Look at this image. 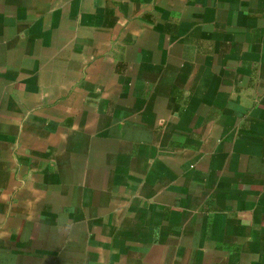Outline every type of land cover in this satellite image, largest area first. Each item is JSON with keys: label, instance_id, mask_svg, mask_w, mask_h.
<instances>
[{"label": "crops", "instance_id": "1", "mask_svg": "<svg viewBox=\"0 0 264 264\" xmlns=\"http://www.w3.org/2000/svg\"><path fill=\"white\" fill-rule=\"evenodd\" d=\"M0 264H264V0H0Z\"/></svg>", "mask_w": 264, "mask_h": 264}]
</instances>
